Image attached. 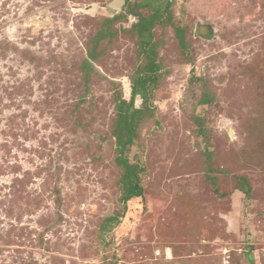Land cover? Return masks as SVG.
Segmentation results:
<instances>
[{
    "label": "rangeland",
    "instance_id": "obj_1",
    "mask_svg": "<svg viewBox=\"0 0 264 264\" xmlns=\"http://www.w3.org/2000/svg\"><path fill=\"white\" fill-rule=\"evenodd\" d=\"M112 1L0 0V264H264V0H169L188 51L155 29L158 80L126 153L143 198L126 205L111 133L145 64L136 18L112 26L87 85L80 68L127 12Z\"/></svg>",
    "mask_w": 264,
    "mask_h": 264
},
{
    "label": "trees",
    "instance_id": "obj_2",
    "mask_svg": "<svg viewBox=\"0 0 264 264\" xmlns=\"http://www.w3.org/2000/svg\"><path fill=\"white\" fill-rule=\"evenodd\" d=\"M173 5V2L169 0H144L135 5H129L127 2L125 4L126 14H119L105 20V28L101 29L92 39L91 47L87 49L80 66L81 71L85 74V84L87 85L89 78L94 74V67L99 55L97 49L100 43L105 40L110 42L116 35V32H112V26L120 19H127L128 16L136 18L137 23L131 26V31L136 36L138 53L139 56L144 57L145 64L143 67L137 68L135 76L130 78L129 87L125 91L116 92L114 104L117 119L111 133L115 140L117 153L115 164L120 171L118 177V186L121 192L120 201L124 205L134 199L143 198V188L140 183L142 170L138 165L129 162L126 153L138 140V127L145 117H148L147 112L150 111L147 106L148 86L158 80V43L154 40L155 29L157 27L173 29L183 53L186 54L188 51L185 29L174 24ZM207 99L203 100L202 104L208 103ZM255 131L259 134L264 130L259 128ZM259 136V140L264 138ZM239 180L240 191L246 196L250 195L252 190L246 178L241 177ZM110 221L115 222L117 219L114 217Z\"/></svg>",
    "mask_w": 264,
    "mask_h": 264
},
{
    "label": "water",
    "instance_id": "obj_3",
    "mask_svg": "<svg viewBox=\"0 0 264 264\" xmlns=\"http://www.w3.org/2000/svg\"><path fill=\"white\" fill-rule=\"evenodd\" d=\"M125 5L124 0H113L112 3L108 7L109 14H116L117 11H121ZM91 14L95 12V9H92L89 11Z\"/></svg>",
    "mask_w": 264,
    "mask_h": 264
}]
</instances>
